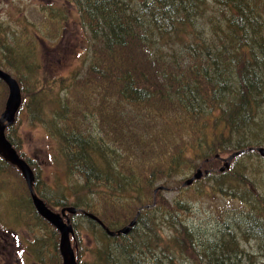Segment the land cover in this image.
<instances>
[{"label":"trees","instance_id":"obj_1","mask_svg":"<svg viewBox=\"0 0 264 264\" xmlns=\"http://www.w3.org/2000/svg\"><path fill=\"white\" fill-rule=\"evenodd\" d=\"M66 1L79 11L91 33V55L86 71L82 75L72 76L69 84L63 87L67 90L66 95L57 103L59 107L52 110L55 112L52 121L56 124L53 134L68 171L80 173L84 178L83 186L94 196L101 194L111 205V213L125 206L130 209L140 200L142 187L136 174L122 171L125 147L129 155L146 151L157 153L156 157L161 154L162 148L171 147L174 140L160 130L169 117L154 113L161 112L166 104L173 107L169 110L171 117L181 115L188 120L185 126L194 134V142L205 149V163L222 160L221 151L248 150L264 140L256 133H252L256 135L252 140L242 136L246 131L264 133V39L252 43L246 39L248 32L243 36L244 29L249 27L253 30L256 23L251 18L254 6L249 0H214L212 6L217 11L214 19H204L209 0ZM200 16L204 20V28L198 30L194 24ZM205 33L206 38L201 36ZM190 36L192 41L188 42ZM171 44L185 45L179 60L173 61L174 53L164 51V46ZM245 46L251 50L250 59ZM255 46L259 48L260 56L254 52ZM5 55L3 51L0 56ZM7 65L9 68L13 66L10 62ZM235 84L238 86L233 90ZM21 88L23 92L22 85ZM111 93L116 100L109 99ZM53 94L55 99L59 96L55 91ZM38 95L40 93L36 92L28 97ZM28 97L23 93L21 109L27 102L31 112L38 115L40 105L34 107L38 112H34L33 105L41 101H31ZM5 98L6 94L0 95L2 108ZM109 103L114 104L113 110L108 109ZM129 105L132 108V111H128L132 118L126 121L129 124L124 128L122 126L121 130L115 129L111 138H107L102 120L130 118L123 116L120 110ZM158 118L166 120L160 121ZM207 127L213 130L211 140L206 138L204 132ZM9 131L8 128L7 138L20 153ZM106 133L109 134V131L106 130ZM234 136L238 137L236 143L230 141ZM121 137L131 140V145L121 144ZM185 156V151L174 147L169 154L170 165L180 164ZM27 162L34 171L31 161ZM5 164L12 167L7 162ZM223 179L225 186L215 182L221 193L234 190L232 194H236V190L246 184L239 176L226 181ZM37 181L36 176L35 189ZM251 186L253 190L256 189L255 184ZM223 188L227 191H223ZM75 197L78 199L77 195ZM240 198L244 204L250 203L242 232L263 242L264 200H248L244 193ZM77 199V208L84 206L85 209H81L87 212L97 211L93 203L77 202ZM154 202L139 209L141 214L137 225L129 235H107L112 243L105 249H98L90 264H144L148 254L153 256L152 264H163L160 255L141 248L147 239L140 229H156L151 222H144L145 213L152 211ZM251 202L255 204L252 208ZM94 212L91 213L97 215ZM97 216L110 228L111 221ZM238 227L242 229V226ZM147 236L150 237L148 233ZM225 237L228 238L227 242ZM194 238L197 239L195 233L182 226L175 239L170 240L171 245L167 250L181 249L186 255L190 253L194 264H242V252L233 246L236 239L233 234L225 235L222 244L212 253L209 252L208 256L204 254L206 261L201 255L197 256L198 242ZM175 244L177 247H174ZM261 248L264 250V243ZM172 258L168 257L169 262H172Z\"/></svg>","mask_w":264,"mask_h":264},{"label":"rangeland","instance_id":"obj_2","mask_svg":"<svg viewBox=\"0 0 264 264\" xmlns=\"http://www.w3.org/2000/svg\"><path fill=\"white\" fill-rule=\"evenodd\" d=\"M213 1L209 0L204 19L215 18L217 11L212 6ZM249 3L254 6L251 18L256 23L253 30L245 28L243 36L248 32L246 39L253 43L264 39V0H249ZM201 16L194 24L198 30L204 28ZM205 35L206 33L201 34L206 38ZM91 39V33L82 21L79 11L66 0H54V3L51 0H0V55L3 51L6 53L5 56H0V60H5L0 62L1 67L19 80L20 85L24 87L25 96L40 93L37 97H28L31 101H41L33 105L34 112H38L34 107L40 105L38 115H34L25 102L15 124L9 127L10 135L17 143L21 155L33 164L38 178L37 194L57 212L65 206L76 207L77 195V202L93 203L97 211H92L111 221L110 228L113 230L127 225L139 209L155 201L152 211L145 213L144 222H151L156 229H140L147 239L141 248L145 252L148 250L154 255H160L163 264H194L193 255L190 253L186 255L181 249L167 250L171 245L170 240L175 239L182 226L195 233L197 239H194L198 242L197 256L201 255L204 260L209 252L212 253L222 244L225 235L233 234L236 238L233 246L242 252V264H264V250L261 248L264 241L260 242L258 238L249 237L246 232H242L250 203L244 204L240 198L244 193L248 200H264V156L257 151L240 155L233 160L228 173L225 171L227 174L219 172L224 162H204L205 149L194 142V134L185 126L188 120L181 115L171 117L169 110L173 107L169 104H166L161 112L154 113L169 117L168 120L158 119L167 121L160 130L174 140L171 147L162 148L158 157L157 153L155 155L154 152L146 151L133 156L129 155L126 147L124 149L122 171L136 174L142 187L138 205H133L130 209L125 206L116 213H111V205L101 194L94 196L83 186L84 178L80 173L68 171L61 157L59 144L54 138L53 130L56 124L52 121V117H55L52 110L59 107L57 103L65 97L67 90L63 87L69 84V79L86 71L91 55ZM188 40L192 41V36ZM184 49L183 44L164 46L165 52L174 53L173 61L180 59ZM245 49L250 59L251 50L248 46H245ZM254 52L260 56L257 46L254 47ZM8 62L13 65L11 68L8 67ZM61 79L66 81L60 82ZM3 84L0 82V95L6 94V98L4 107L0 106V116L5 110L8 97V88ZM235 86L238 84L234 85L233 90ZM54 91L59 94L56 99ZM109 99L117 98L111 93ZM114 108L113 103L108 104L109 110ZM120 110L123 116L130 118L102 120L107 138H111L115 129L121 130L122 126H127L129 122L126 121L132 118L128 112L132 111L130 105ZM96 131L99 133L98 127ZM204 132L206 138L211 140L212 128L207 127ZM252 133L264 138V133L258 134L256 130L243 132L242 136L252 140L256 136ZM237 138L234 136L230 141L236 143ZM130 141L121 137L123 145L130 146ZM174 147L185 151L186 156L180 164L171 166L169 154ZM253 147H264V140ZM221 152L223 158L233 153ZM6 165L0 157V264H62L59 250L60 233L36 212L19 170ZM199 166L203 170L212 171L209 170L211 173L208 176L205 175L206 177L192 185L184 186V182L192 177ZM235 176H239L246 184L240 186L236 194H232L234 190H228V193L219 192L220 188L215 182L225 186L222 178L226 181ZM251 184H255V190ZM161 186L164 189L156 192ZM223 191L227 189L223 188ZM251 204V208L254 207L255 204ZM79 208L85 209L84 206ZM69 217L75 228L71 240L78 255V264H90L96 251L105 249L112 242L98 223L90 222L82 213L69 214ZM238 225L242 226V229H239ZM183 240L186 241L184 238ZM224 240L227 242L228 238L225 237ZM186 243L188 244L187 241ZM174 247H177L176 244ZM207 250V253L204 252ZM169 256H173L172 262H169ZM152 258L153 256L148 254L144 264H152Z\"/></svg>","mask_w":264,"mask_h":264},{"label":"water","instance_id":"obj_3","mask_svg":"<svg viewBox=\"0 0 264 264\" xmlns=\"http://www.w3.org/2000/svg\"><path fill=\"white\" fill-rule=\"evenodd\" d=\"M0 80L7 86L8 88V97L5 104V110L0 116V157L6 161L7 163L11 164L12 166L16 167L20 172L21 175L27 185L29 190L32 203L40 215L45 221L51 224L54 228L58 230L60 233V244L59 250L62 256V264H78V255L75 252L71 237L75 233L74 225L69 217V214L76 215L78 212H83L85 216L96 223H98L106 232L107 235L111 237L115 236H127L129 235L134 227L137 225V219L141 214V210L137 212V215L131 222H129L126 226L118 229V230H111L106 226V224L95 214L91 212H87L85 210H81L75 206H66L61 209L60 212H57L50 208L48 204L42 199L37 192L35 191L34 185L36 181L35 173L27 162L24 159L17 149L13 146L11 141L7 138V129L15 124L17 120V116L23 104V92L19 81L9 72L3 70L0 67ZM257 151L260 153L261 156H264V147H256L250 148L248 150L244 149L241 151H236L230 154L227 158H223L224 165L219 169V171L225 172L229 170L231 167V163L235 157L245 153L247 151ZM220 157V155H218ZM209 170H203L199 167L192 177L184 182V186H190L196 181L202 179L205 175L209 174ZM164 187H160L156 189L162 190ZM150 207V206H147Z\"/></svg>","mask_w":264,"mask_h":264},{"label":"flooded vegetation","instance_id":"obj_4","mask_svg":"<svg viewBox=\"0 0 264 264\" xmlns=\"http://www.w3.org/2000/svg\"><path fill=\"white\" fill-rule=\"evenodd\" d=\"M102 228V227H101ZM103 229V228H102ZM104 230V229H103ZM116 237V236H115Z\"/></svg>","mask_w":264,"mask_h":264},{"label":"bare ground","instance_id":"obj_5","mask_svg":"<svg viewBox=\"0 0 264 264\" xmlns=\"http://www.w3.org/2000/svg\"><path fill=\"white\" fill-rule=\"evenodd\" d=\"M110 7V6H109ZM238 246V245H237ZM131 247V246H130Z\"/></svg>","mask_w":264,"mask_h":264}]
</instances>
